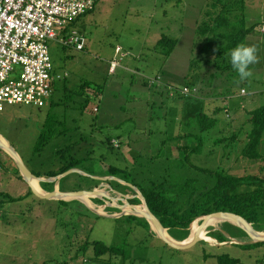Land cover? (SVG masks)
Returning <instances> with one entry per match:
<instances>
[{
	"label": "rangeland",
	"instance_id": "rangeland-1",
	"mask_svg": "<svg viewBox=\"0 0 264 264\" xmlns=\"http://www.w3.org/2000/svg\"><path fill=\"white\" fill-rule=\"evenodd\" d=\"M208 2L100 0L91 13L64 30H77L84 35L83 51L56 41L48 43L54 71L66 74L54 87L50 101L55 105L41 109L8 106L0 113V135L9 144L5 142V145L19 155L29 170H34L31 160L36 141L45 118L50 116L62 124H57L54 134L57 137L39 157H34L35 163L46 165H41V172H57L61 167L56 159L48 166L53 146L71 145L70 154L85 158L78 169L85 175L74 173L62 178L61 190L100 189L116 199L115 190L108 188L109 181L94 179L92 175L102 178L99 175L108 166L124 169L135 156L146 159L157 155L164 131L168 135L176 134L179 119L190 122L195 118L193 114L202 111L214 117L216 125L200 134L210 141L204 145L203 158L194 157L193 162L209 169L219 167L234 175L257 173L258 163L241 158L239 153L251 128L249 112L264 106V33L260 31L264 24V0H243V10L239 11L245 25L254 26L243 44L258 49V60L250 65L252 75L244 81L239 80L232 67L228 72H218L197 60V66L190 67L196 44L195 25L205 20ZM163 35L177 40L176 48L166 58L154 47ZM117 48L120 52L115 53ZM229 53L221 57V62L227 63ZM195 54L201 55L199 46ZM113 61L118 66L111 74L109 66ZM156 74L164 75L178 87L187 84L190 87L194 83L199 90L187 97V101L184 98V102L169 97L156 103L154 90L142 85L147 83V77ZM84 83V93L79 94ZM94 88H101V92L95 93ZM89 97V104L80 111L83 99ZM200 98L209 100L203 99L204 103L198 106ZM215 108L218 113L213 116ZM233 133L238 134L234 148L212 147V140L230 137ZM106 140L111 141V147L106 145ZM169 148L171 145L166 153ZM0 162L3 166L0 171V264H21L9 258L18 251L23 257L33 258L31 264L36 259L44 264H218L217 256L224 254L238 259L239 264H264V245L243 248L242 245L250 244L249 239L239 236L235 229L225 233L223 222L209 227L195 246L175 250L148 232L141 222L125 217L127 212L123 210L125 214L121 216L119 210L105 207L104 202L98 205L90 199L95 207L104 210V215H97L80 201L73 200L64 207L58 201L37 199L24 180L16 176L12 159L1 149ZM119 185L125 186L112 184L117 190H124ZM8 197L21 200L12 202ZM127 197L130 200L134 196L128 193ZM115 204L121 205L119 201L112 202ZM214 232L223 233L228 241L219 245L209 238ZM231 239L235 242L231 243ZM94 241L119 249L120 255L97 257L91 245ZM85 243L88 245L84 251L81 248Z\"/></svg>",
	"mask_w": 264,
	"mask_h": 264
},
{
	"label": "trees",
	"instance_id": "trees-1",
	"mask_svg": "<svg viewBox=\"0 0 264 264\" xmlns=\"http://www.w3.org/2000/svg\"><path fill=\"white\" fill-rule=\"evenodd\" d=\"M207 1L209 2L208 9L205 12V20L195 25L194 38L196 39V44L194 45V55L191 58L190 67L193 68L197 66V60L203 61L205 66L211 67L218 72H228L230 67H232L230 59L227 57V63H223L220 60L221 57L230 52L237 45L242 44L246 36L251 33L254 26L247 27L244 22V17L242 14H239V11L243 10V0ZM78 20L70 24L69 28H71L70 26L73 27ZM176 45L177 40L163 35L154 47L158 53L166 58L172 54ZM198 46L201 55L196 56L195 50ZM224 61H226V58H224ZM162 82L164 83L163 86L154 85L153 87H148L146 82H143V84L149 89L165 94L164 97L168 99L169 91L166 87L172 86L176 88L178 86L164 82L163 79ZM85 86V83L83 86H80L79 90H81V92L79 94L84 93ZM184 86L191 89L195 88L194 83H192L190 87L188 84ZM62 88H65V86H62ZM92 90L95 93H97V91L101 92V88H99V90L97 88ZM198 90L199 89H197V91ZM172 99L173 101L179 100L184 102V98L181 96H175ZM89 100L90 97L88 99H83L84 104H80V111L84 110L86 105L89 104ZM49 104L51 107L55 105L51 101ZM200 105L201 104H199V106ZM217 113L218 108L213 109V116ZM193 115L195 118L190 122L184 123L180 121V119L177 121L178 132L176 134L168 135L167 131L162 133L163 138H161L158 143L160 151L157 155L148 156L146 159L139 155L135 156L128 168L117 169V167L108 166L107 169L104 170V174L99 176L119 178L121 181L133 185L143 196L150 212L168 231V235L170 237L172 236L171 238L176 241L187 239L189 235V226L193 221L216 212L236 214L250 223L255 231L263 232L264 152L261 146L263 147L262 143H264L262 140L264 135V106L249 112L251 128L245 137L244 144L239 153L241 158L258 163V170L255 174L234 175L219 167L209 169L196 165L193 162V158H203L202 155L206 154L203 152L204 145L210 141L209 139L205 140L204 136L200 134L203 135L213 128V126L216 125V120L214 117L208 116L202 111ZM57 124H62V122L57 123L55 119L52 120L50 116H47L43 123L41 133L36 141L33 152L34 156H32L31 160L34 164V170L30 171L37 178H53L70 169H81V165L85 160L84 157L82 158L76 154H70L71 145L65 146L64 148L53 146V150H51L50 153L51 157L48 159L51 162L48 166L51 167L54 159H56L58 163L61 164V167L57 172L50 170L43 173L41 172V165H46L44 163H35L34 157H39L50 142L57 137L54 135L57 130ZM185 128L188 129L187 133H183ZM57 135L59 136V134ZM237 142L238 134L233 133L230 137L212 140V147H222L225 150L227 148L232 149ZM105 143L107 146L111 147L110 140H106ZM170 145V151L166 153V148ZM212 149H210V153ZM140 161L143 163L138 164ZM12 163H14L13 160ZM15 173L21 180L17 168L15 169ZM88 179H90L91 182L94 181L91 178ZM62 180L63 179H61L60 182ZM113 183H119L114 181L108 182L110 188L115 190L116 188L112 186ZM39 185L43 190L51 192L54 190L55 182H42L39 183ZM119 186L124 188V190H120L123 192L122 194H133L134 197L128 201L129 204L140 205L136 193L131 188ZM8 199L12 202L21 200L20 198L14 199L9 197ZM93 201L98 205L103 204V201L100 199H94ZM74 202L78 203L76 200H74ZM58 203L65 207L69 205V203H73V201H58ZM125 217L141 222L146 230L153 234L150 231L149 224L144 219L134 216ZM223 225L226 228V231H224L225 233L228 234L231 229H235L239 236L248 238L241 229L229 223H224ZM209 237L213 240L215 239L218 243L228 241L226 236L221 232L210 233ZM230 237L235 238V236L231 235ZM87 245L88 244L85 243L81 250L85 251ZM91 245L97 257L108 254L111 256L120 255L119 249L113 246H106L99 241H94ZM262 245H264V243L242 245V247L245 249H252ZM216 260L218 264H239L238 259L231 258L226 254L217 256Z\"/></svg>",
	"mask_w": 264,
	"mask_h": 264
},
{
	"label": "built area",
	"instance_id": "built-area-1",
	"mask_svg": "<svg viewBox=\"0 0 264 264\" xmlns=\"http://www.w3.org/2000/svg\"><path fill=\"white\" fill-rule=\"evenodd\" d=\"M99 1L0 0V113L8 106L41 109L49 105L56 83L66 74L54 71L48 43L56 41L83 51L85 37L77 30H70L66 37L58 38V34L92 12ZM118 52L119 48L115 50ZM117 66V61L111 62L109 73L113 74ZM146 81L148 87L164 85L159 75L147 77ZM166 89L170 98L197 94L196 88L185 86ZM240 93L245 94L244 90Z\"/></svg>",
	"mask_w": 264,
	"mask_h": 264
},
{
	"label": "water",
	"instance_id": "water-1",
	"mask_svg": "<svg viewBox=\"0 0 264 264\" xmlns=\"http://www.w3.org/2000/svg\"><path fill=\"white\" fill-rule=\"evenodd\" d=\"M0 149L3 150L7 155H9V157L13 160V162H14L17 170H18L19 176L21 177L22 180H24V182L30 188L33 195L39 200L68 201V200H66V198H68L71 201H73V200L79 201V198H81L82 196L88 195L91 197V199L102 200L105 203V205H104L105 207L108 206L110 208L111 207L116 208L117 210L120 211L119 213L121 216H123V214H125L123 212V207L129 206L132 209V211H130L128 214H125V216L126 215L127 216H134L137 218L144 219L149 224L150 231L153 232L162 242H164L166 245H168L169 247H171L175 250L189 249L192 246H195L196 243H198L202 240V239H200L199 236L195 235V237H193L189 243L185 244L184 241L186 239L184 241L180 242V241H175L171 237H170V239L166 238L164 236V232H167V230L161 225V223L158 221V219L150 212V210L148 209L146 202H145L143 196L141 195V193L133 185L128 184L126 182H123L119 178H115V177L98 178V177L92 176V178L100 180V181H116V182H119L125 186L130 187L136 193V197L141 201L140 207H142L143 210H136L135 207H137L139 205L129 204V202H128L129 199H128L127 195L119 193V191L115 192L114 190H112L110 188V186H108V188H110L112 191H114L113 193L115 194L116 199L110 197L109 193L107 191H103L100 189H94L91 191L79 190V191H71V192H60L57 189H54L51 192H43L42 191V193H40L33 188L32 184H31L32 181L37 180L38 184L42 183V182H47V183L55 182L56 183L59 180H61L62 178L66 177L70 174H74V173L81 174V175H85V174L78 169H70V170L64 172L63 174L58 175V176L53 177V178H47V179L46 178H43V179L37 178L32 174V172L27 168V166L21 160L19 155L11 147L10 148L4 147L2 144H0ZM114 201H119L121 203V205H118V204L112 205V202H114ZM87 208L90 211H92L93 213H95L97 215H101L96 210L91 209L89 207H87ZM108 217H114V216H108ZM211 219L215 220V221L223 222V223H229V224L241 229L246 234V236L248 237L250 244L264 243V235H260L262 232L255 231L250 223H248L245 219H243L242 217H240L236 214L229 213V212H216V213H212V214L200 217L196 220H201L200 227H203L204 225H206V222L208 220H211ZM195 221H193L191 223V225ZM190 226H189V229H190ZM215 242H217V241H215ZM230 242L233 243V242H235V240L231 239ZM220 244L223 245L222 243H219V245Z\"/></svg>",
	"mask_w": 264,
	"mask_h": 264
},
{
	"label": "clouds",
	"instance_id": "clouds-1",
	"mask_svg": "<svg viewBox=\"0 0 264 264\" xmlns=\"http://www.w3.org/2000/svg\"><path fill=\"white\" fill-rule=\"evenodd\" d=\"M257 52V47L243 43L237 45L230 51V63L240 81H244L252 75L250 65L257 62Z\"/></svg>",
	"mask_w": 264,
	"mask_h": 264
},
{
	"label": "bare ground",
	"instance_id": "bare-ground-1",
	"mask_svg": "<svg viewBox=\"0 0 264 264\" xmlns=\"http://www.w3.org/2000/svg\"><path fill=\"white\" fill-rule=\"evenodd\" d=\"M0 144H2L4 147H8L7 145H5V142L3 139L0 138ZM8 144V143H7ZM10 148V146L8 147ZM37 181V180H36ZM36 181H32L31 184L33 186V188L40 192V189L37 185V182ZM86 198H89V199H86ZM67 199V198H66ZM91 197L86 195V196H82L81 198H79V201L81 203H83L84 205H86L87 207L91 208V209H94L96 210L98 213L100 214H104V210L102 207H95V205L90 201ZM136 210H143V208L137 206L135 207ZM123 210L127 213H129L130 211H132V209L129 207V206H126V207H123ZM202 220V219H201ZM219 223V221H215V220H208L206 222V225H204L203 227H200V220L194 222L191 227H190V233H189V236L188 238L184 241L185 244L189 243L193 237H195V235L199 236L201 239L204 238V234L206 233L207 229L209 227H215V225ZM206 226V227H205ZM168 232V231H167ZM167 232H164V236L168 239H170V236H168ZM260 235H264V231L260 234ZM172 237V236H171Z\"/></svg>",
	"mask_w": 264,
	"mask_h": 264
},
{
	"label": "crops",
	"instance_id": "crops-1",
	"mask_svg": "<svg viewBox=\"0 0 264 264\" xmlns=\"http://www.w3.org/2000/svg\"><path fill=\"white\" fill-rule=\"evenodd\" d=\"M72 27V26H71ZM68 30L66 31V32H61V33H59L58 34V38L59 37H66V35L68 34ZM176 48V47H175ZM156 75H158V74H156ZM162 76V79H163V81L164 82H167V83H169V84H172L171 83V81H170V79H166L165 77H164V75H161ZM152 77V76H151ZM142 85H144L143 84V82H142ZM195 88H197L196 86H194ZM242 90V89H241ZM155 92V97H156V103H159V102H161L163 99H166L164 96H165V94H163V93H161V92H159V91H154ZM155 97H153V98H155ZM198 97V96H197ZM199 98V97H198ZM203 99H206V100H209L208 98H200V103L199 104H201V103H204L203 102ZM199 100V99H198ZM197 100V101H198ZM188 103H191V102H188ZM186 105V104H185ZM185 105L183 106V107H185ZM199 106V105H198ZM0 138L1 139H3L4 140V142H6V144H7V141L0 135ZM8 145V144H7ZM37 182V181H36ZM37 185H38V187H39V189H40V191H41V193H42V191L43 192H47V191H45V190H43L41 187H40V185L38 184V182H37ZM53 189H57L58 191H63V190H61V185H60V180L58 181V182H56L55 183V185H54V188ZM112 189V188H111ZM113 190V189H112ZM115 191L116 192H120V193H123V192H121L119 189L118 190H116L115 189ZM63 192H69V191H63ZM21 248V247H20ZM20 248H18V249H20ZM9 258H12L13 259V261L14 262H19V263H21V264H31L30 262H32V260H33V258H31V257H23L22 256V253L20 252V251H18V252H16L15 254H13V255H10V257ZM34 259H36V258H34ZM101 263H103V262H101ZM105 263V262H104ZM103 263V264H104ZM32 264H44V263H42V262H39L37 259L32 263ZM64 264V263H63Z\"/></svg>",
	"mask_w": 264,
	"mask_h": 264
}]
</instances>
